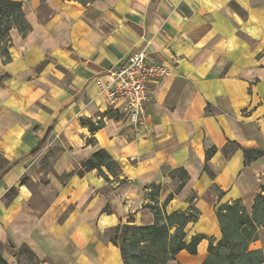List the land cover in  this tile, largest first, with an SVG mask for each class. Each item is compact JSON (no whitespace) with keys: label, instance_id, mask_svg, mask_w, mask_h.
Returning a JSON list of instances; mask_svg holds the SVG:
<instances>
[{"label":"crops","instance_id":"obj_1","mask_svg":"<svg viewBox=\"0 0 264 264\" xmlns=\"http://www.w3.org/2000/svg\"><path fill=\"white\" fill-rule=\"evenodd\" d=\"M43 3L50 11L44 18L40 0H23L32 29L25 37L11 30V61L0 56V155L11 165L0 170V264H21V248L39 264H123L106 234L131 219L153 224L148 188L161 186L164 204L179 168L189 178L167 213L187 210L196 195L201 215L187 226V241H220L219 205L241 200L251 211L264 189V0ZM143 49L171 75L150 83L137 128L109 106L105 88ZM101 118L94 136L81 124ZM101 149L125 183L106 169L110 182L98 170L77 174ZM245 151L263 155L246 164ZM208 246L204 239L197 255L182 251L168 264H202ZM250 249L264 252V228Z\"/></svg>","mask_w":264,"mask_h":264},{"label":"trees","instance_id":"obj_2","mask_svg":"<svg viewBox=\"0 0 264 264\" xmlns=\"http://www.w3.org/2000/svg\"><path fill=\"white\" fill-rule=\"evenodd\" d=\"M93 1L95 0H81L79 2L87 4ZM13 29H17L24 37L32 29L23 10V0H0V56L4 63L11 61L9 52L12 46L10 32ZM105 116L117 118V115L112 111L106 112ZM81 124L87 127L94 136L97 131L104 127L105 122L103 118L97 122L81 119ZM48 137L31 153L32 156L38 155L46 147ZM94 143V137L87 139V144ZM207 155L210 156V153ZM262 155L261 151H245V163L249 164ZM8 164L7 160L2 157L1 176L11 168V165ZM103 169H106L119 184L125 183V180L119 179L122 174L121 167L104 149L97 151L85 160L80 165L77 174L84 176L91 171L98 170L100 175L107 182H110L109 176L104 173ZM171 178L177 181L178 186L162 205L159 201L161 186L152 185L148 188L150 202L146 207L154 215L153 224L138 226L133 224L131 219L128 223L120 224L110 231L109 240L120 249L123 264H168L175 261L177 255L182 251L195 256L198 253L199 244L204 239L209 240V246L208 256L202 264H264V252L250 249L251 243L259 240V229L264 228V189L256 196L251 211L241 200L219 205L217 218L222 233L220 241L216 242L215 239L196 235L188 242L187 226L190 223H196L201 215V212L193 204L197 196L194 195L190 199V206L187 210L167 213V204L185 186L189 175L184 169L179 168L171 172ZM22 182L24 184L26 181L23 180ZM213 188L218 190L216 186ZM220 193L223 194V192ZM109 210L107 208L105 212ZM27 252L35 264L40 263L29 249Z\"/></svg>","mask_w":264,"mask_h":264},{"label":"built area","instance_id":"obj_3","mask_svg":"<svg viewBox=\"0 0 264 264\" xmlns=\"http://www.w3.org/2000/svg\"><path fill=\"white\" fill-rule=\"evenodd\" d=\"M170 75L166 64L157 61L147 50H140L111 74L105 88L108 104L112 109L122 110L130 125L140 128L151 102L150 83Z\"/></svg>","mask_w":264,"mask_h":264},{"label":"rangeland","instance_id":"obj_4","mask_svg":"<svg viewBox=\"0 0 264 264\" xmlns=\"http://www.w3.org/2000/svg\"><path fill=\"white\" fill-rule=\"evenodd\" d=\"M77 1H81V0H77ZM40 3H41V17L44 18V17H47L50 13V11L48 10V8L44 5V3L42 2V0H40ZM0 164H2V156L0 155ZM178 185V183H177ZM176 185V187H177ZM213 192H218L217 189L213 188ZM11 194V192H10ZM110 232L106 234V237L109 238L110 236ZM15 256L18 258L19 262L21 264H35L34 261L31 260L30 258V254L27 252V249L25 248H21V249H17L15 251Z\"/></svg>","mask_w":264,"mask_h":264}]
</instances>
